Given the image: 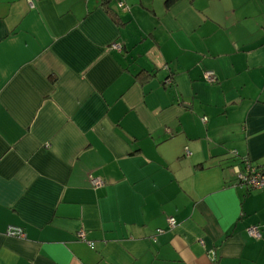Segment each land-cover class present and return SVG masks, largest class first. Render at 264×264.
Instances as JSON below:
<instances>
[{"label":"crops","instance_id":"crops-1","mask_svg":"<svg viewBox=\"0 0 264 264\" xmlns=\"http://www.w3.org/2000/svg\"><path fill=\"white\" fill-rule=\"evenodd\" d=\"M31 1L0 0V264H264L237 181L264 167V0Z\"/></svg>","mask_w":264,"mask_h":264},{"label":"built area","instance_id":"built-area-1","mask_svg":"<svg viewBox=\"0 0 264 264\" xmlns=\"http://www.w3.org/2000/svg\"><path fill=\"white\" fill-rule=\"evenodd\" d=\"M28 5L32 6L31 0H25ZM114 6L116 8H127L125 5V2L123 0H114ZM110 47L119 49L120 44L116 42L110 43ZM202 78L209 83H214L216 81V77L211 70H203L202 72ZM170 79L165 78L163 80V84L167 85L169 84ZM202 120H205L203 117ZM243 168L240 171H237V181L240 184H244L249 188H264V167H256L248 164L246 161H244ZM89 183L92 187H96L102 184L101 179L98 177H90ZM174 219L172 217L167 218V224L168 227L174 226ZM161 229H156V232H161ZM246 234L253 238V239H260L261 237V231L257 225H249L245 228ZM4 233L9 236H15V237H22L23 232L19 227L8 225L5 228ZM76 236L78 239L85 241L88 246H90V242L85 239L84 232L80 229L76 232ZM214 254L212 251H210V258L213 259Z\"/></svg>","mask_w":264,"mask_h":264},{"label":"trees","instance_id":"trees-1","mask_svg":"<svg viewBox=\"0 0 264 264\" xmlns=\"http://www.w3.org/2000/svg\"><path fill=\"white\" fill-rule=\"evenodd\" d=\"M173 0H164V4L167 6L170 2H172ZM103 2H105V0L103 1ZM165 78H169V77H165ZM164 78V79H165ZM163 79V80H164ZM163 80H162V82H163ZM258 227H259V225H257ZM259 229H260V227H259ZM261 231V230H260Z\"/></svg>","mask_w":264,"mask_h":264}]
</instances>
